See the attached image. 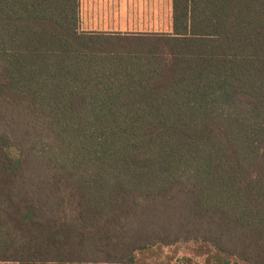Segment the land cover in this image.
<instances>
[{
	"label": "trees",
	"instance_id": "1",
	"mask_svg": "<svg viewBox=\"0 0 264 264\" xmlns=\"http://www.w3.org/2000/svg\"><path fill=\"white\" fill-rule=\"evenodd\" d=\"M191 244L264 264V0H172L160 34L0 0V262L172 264Z\"/></svg>",
	"mask_w": 264,
	"mask_h": 264
},
{
	"label": "crops",
	"instance_id": "2",
	"mask_svg": "<svg viewBox=\"0 0 264 264\" xmlns=\"http://www.w3.org/2000/svg\"><path fill=\"white\" fill-rule=\"evenodd\" d=\"M86 33L160 34L172 30V0H79Z\"/></svg>",
	"mask_w": 264,
	"mask_h": 264
},
{
	"label": "rangeland",
	"instance_id": "3",
	"mask_svg": "<svg viewBox=\"0 0 264 264\" xmlns=\"http://www.w3.org/2000/svg\"><path fill=\"white\" fill-rule=\"evenodd\" d=\"M178 260L183 258H189L192 260V264H208V256L205 249L202 246L191 244L189 246L181 247L176 255ZM174 261L172 264H187L184 261ZM0 264H18L12 262H0ZM231 264H242L240 262H231Z\"/></svg>",
	"mask_w": 264,
	"mask_h": 264
}]
</instances>
